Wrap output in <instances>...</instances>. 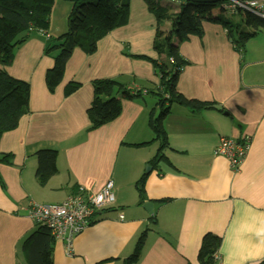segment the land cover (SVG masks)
I'll return each instance as SVG.
<instances>
[{"label": "crops", "instance_id": "1", "mask_svg": "<svg viewBox=\"0 0 264 264\" xmlns=\"http://www.w3.org/2000/svg\"><path fill=\"white\" fill-rule=\"evenodd\" d=\"M127 2L126 23L103 36L93 53L73 49L53 91L44 77L55 53H45L43 35L34 33L16 46L12 64L0 67L29 86L28 112L0 138V158L6 157L0 161V264H26L22 244L38 228L26 216L30 203L58 204L79 186L97 192L108 180L112 205L73 237L69 253L64 241L55 240L52 264H124L144 231L134 264H201L198 253L206 234L220 239L222 264L221 248L231 245L233 230L264 219L257 215L264 213V30L245 43L243 52L233 47L222 26L208 22L200 36L178 43L185 65L177 76V93L211 108L172 104L163 120L166 146L160 148L148 128L160 84L151 61H167L154 51L153 40L157 25L167 31L169 22L157 23L144 0ZM71 7L54 2L47 30L51 39L66 32L61 16L66 21ZM56 9L60 25L51 18ZM100 79L141 95L117 94L120 115L89 130L92 84ZM70 83L77 88L67 92ZM220 137L250 139L237 171L213 154ZM49 149L56 151L57 172L41 186L34 154ZM158 153L160 161L152 162ZM146 166L140 199L134 185ZM144 203H151V212L142 208Z\"/></svg>", "mask_w": 264, "mask_h": 264}, {"label": "trees", "instance_id": "2", "mask_svg": "<svg viewBox=\"0 0 264 264\" xmlns=\"http://www.w3.org/2000/svg\"><path fill=\"white\" fill-rule=\"evenodd\" d=\"M55 1L69 2L72 7L66 20V32L56 38H45V53H55L53 65L46 71L44 77L49 91H53L60 84L66 61L73 49L80 48L86 53H93L97 42L110 31L123 26L128 16L127 0H0V67L12 64L16 46L38 30L47 32ZM144 2L157 23L169 22L167 31H162L157 25L153 40L154 51L167 61H151L160 84L155 92L156 108L150 110L148 114V128L153 135L152 141H159L160 148H163L166 146L163 120L172 104H179L190 110L211 108L208 104L187 100L177 93L175 89L177 76L185 65V61L178 53V43L192 35L200 36L203 22H208L222 26L233 47L243 52L245 43L256 37L259 30H264V21L243 12H238L241 15L240 24L229 21L219 7L225 0L214 4L183 0L177 12L160 6L156 0ZM76 88L77 84L70 83L67 85V92ZM92 89V100L87 109L89 130L98 129L120 115L121 103L116 97L117 94L120 93L123 98L141 95L140 92L129 93L122 84L111 79L94 81ZM28 99V84L0 69V138L3 133L15 129L20 118L28 112ZM148 143L134 146L140 147ZM34 156L37 163L35 178L42 186L57 172L56 151L40 150ZM5 158L1 157L0 161H5ZM160 159L158 153L152 162H159ZM146 177V173L142 174L134 185L140 199L144 193ZM144 232L136 240L133 251L124 260V264H134L138 261L144 242ZM54 241L45 227H38L22 244L26 264H52L51 252ZM219 243L220 239L216 236L211 234L203 236L198 253L201 264H218L213 257L217 254ZM260 264H264V260Z\"/></svg>", "mask_w": 264, "mask_h": 264}, {"label": "built area", "instance_id": "3", "mask_svg": "<svg viewBox=\"0 0 264 264\" xmlns=\"http://www.w3.org/2000/svg\"><path fill=\"white\" fill-rule=\"evenodd\" d=\"M221 8L223 11L233 13H247L264 21V0H225L221 4ZM37 33L43 35L46 39L49 38L47 32L38 30ZM136 92L139 91L135 90ZM249 141L248 137L241 139L220 137L213 154L224 157L232 171H237L238 165L248 150ZM113 201V183L108 180L97 192L79 186L73 194L58 204L32 202L26 209V216L36 226L45 227L54 240L64 241L66 250L69 253L73 237L91 226L94 223L95 214L110 208ZM118 219H123L121 213L118 214ZM213 259L218 263V254H215Z\"/></svg>", "mask_w": 264, "mask_h": 264}, {"label": "clouds", "instance_id": "4", "mask_svg": "<svg viewBox=\"0 0 264 264\" xmlns=\"http://www.w3.org/2000/svg\"><path fill=\"white\" fill-rule=\"evenodd\" d=\"M257 215L264 218V213ZM233 233L235 238L231 245H228L227 249L223 246L221 248L224 255L222 264H247L250 260L264 258V219L254 225L243 223L236 227ZM241 236L247 239L241 240Z\"/></svg>", "mask_w": 264, "mask_h": 264}, {"label": "rangeland", "instance_id": "5", "mask_svg": "<svg viewBox=\"0 0 264 264\" xmlns=\"http://www.w3.org/2000/svg\"><path fill=\"white\" fill-rule=\"evenodd\" d=\"M181 1L182 0H156L157 4H159L160 6H162L164 8H167V9L174 8L175 10L179 9L181 7ZM67 3H69V2H67ZM219 7H221V4L219 5ZM58 13L59 12L56 9L54 14H53V16L51 17L52 20H53V24L54 25H60L61 24V20H62V24H64L65 22L67 24V21H65L64 16H61V20H60ZM223 15L229 21H231L233 23H239L240 24V22H239L240 19H241L240 13H238V12L237 13H233V12H230V11H223ZM164 22L165 21H163L161 24H164ZM244 155H246V153ZM145 170H146V167H145Z\"/></svg>", "mask_w": 264, "mask_h": 264}, {"label": "water", "instance_id": "6", "mask_svg": "<svg viewBox=\"0 0 264 264\" xmlns=\"http://www.w3.org/2000/svg\"><path fill=\"white\" fill-rule=\"evenodd\" d=\"M185 1H188V2H192V3H210V4H214V3H218L220 1H223V0H185ZM150 167L149 166H146V170H145V173H147L149 171ZM142 208L146 211V212H151V203H144L142 205Z\"/></svg>", "mask_w": 264, "mask_h": 264}]
</instances>
